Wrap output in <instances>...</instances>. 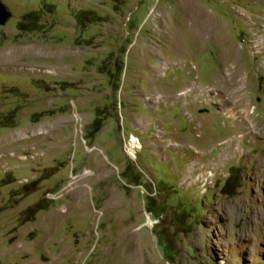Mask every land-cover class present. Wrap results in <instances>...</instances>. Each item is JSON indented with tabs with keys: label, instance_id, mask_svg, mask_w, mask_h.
<instances>
[{
	"label": "rangeland",
	"instance_id": "rangeland-1",
	"mask_svg": "<svg viewBox=\"0 0 264 264\" xmlns=\"http://www.w3.org/2000/svg\"><path fill=\"white\" fill-rule=\"evenodd\" d=\"M0 4V264H264V0Z\"/></svg>",
	"mask_w": 264,
	"mask_h": 264
},
{
	"label": "bare ground",
	"instance_id": "bare-ground-1",
	"mask_svg": "<svg viewBox=\"0 0 264 264\" xmlns=\"http://www.w3.org/2000/svg\"><path fill=\"white\" fill-rule=\"evenodd\" d=\"M196 12H197V10H196ZM195 14V13H194ZM200 22H201V20H200ZM202 23H204V22H201V24ZM207 24V23H206ZM206 24H204V25H206ZM195 25L197 26V22L195 23ZM199 25V24H198ZM207 26V25H206ZM195 27V26H194ZM198 27V26H197ZM213 27V26H212ZM212 27H209L210 29H212ZM198 28H200V26L198 27ZM207 29H208V27H206ZM203 29V28H202ZM197 30H199V29H197ZM204 30H206V29H203V32H205ZM209 31V30H208ZM200 32H201V30H200ZM208 34V33H207ZM182 35V34H181ZM180 35V36H181ZM200 35H202L201 33H200ZM204 35V34H203ZM197 36V35H196ZM199 37V36H198ZM205 37V36H204ZM182 38V37H181ZM180 38V39H181ZM184 38V37H183ZM201 39H202V36L200 37ZM199 39V38H198ZM198 39H197V41H198ZM200 39V40H201ZM205 39V38H204ZM203 40V39H202ZM180 41H182V39L180 40ZM204 41V40H203ZM202 42V41H201ZM227 66H229V65H227ZM226 67V66H225ZM228 70V69H227ZM226 70V71H227ZM233 71V70H232ZM232 71H230V73H228V74H223L224 76V78L226 79V80H231L232 78H234L235 76H234V73L232 72ZM237 71V70H236ZM235 71V72H236ZM228 72H229V70H228ZM222 76V75H221ZM223 78V79H224ZM234 80V79H233ZM228 82V81H227ZM230 82H232V81H230ZM230 82H229V84H230ZM222 83V82H221ZM236 83V82H235ZM216 84V83H215ZM223 84V83H222ZM234 85V84H233ZM216 86V85H215ZM231 86V85H230ZM229 89V88H228ZM241 91H242V89L240 88V87H234V89L232 90V94H230V96L231 97H234L233 98V100H234V105H236V106H240L241 107V109H242V115L243 116H241L240 115V117H242V119H243V117H245L249 122H253L252 121V119L250 118V114L247 112V110H246V106H247V103L243 100V98H240L241 97ZM231 97H229V98H231ZM244 97V96H243ZM249 102V101H248ZM227 106V105H226ZM231 112H233V107H232V109H231ZM234 113H236V112H234ZM235 116V115H234ZM257 125V124H256ZM249 128H250V126H248ZM255 128H258V127H255ZM130 148V147H129ZM261 157L259 158V160H258V163L262 166V165H264V153L262 154V155H260ZM78 192V191H77Z\"/></svg>",
	"mask_w": 264,
	"mask_h": 264
},
{
	"label": "water",
	"instance_id": "water-1",
	"mask_svg": "<svg viewBox=\"0 0 264 264\" xmlns=\"http://www.w3.org/2000/svg\"><path fill=\"white\" fill-rule=\"evenodd\" d=\"M10 16V12L6 11L5 8L0 4V24L4 23Z\"/></svg>",
	"mask_w": 264,
	"mask_h": 264
}]
</instances>
